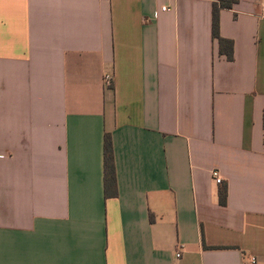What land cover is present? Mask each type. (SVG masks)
<instances>
[{"label":"crops","instance_id":"obj_1","mask_svg":"<svg viewBox=\"0 0 264 264\" xmlns=\"http://www.w3.org/2000/svg\"><path fill=\"white\" fill-rule=\"evenodd\" d=\"M235 1L229 61L218 0H0V264H264V0Z\"/></svg>","mask_w":264,"mask_h":264},{"label":"trees","instance_id":"obj_2","mask_svg":"<svg viewBox=\"0 0 264 264\" xmlns=\"http://www.w3.org/2000/svg\"><path fill=\"white\" fill-rule=\"evenodd\" d=\"M235 3H236L235 0H218V2L214 3L213 5V25H212L213 37L219 42L220 53L226 56V58L229 61H232L234 58L233 42L221 37L220 13L222 9H232ZM104 155H105V184L107 186V184L116 181L114 156H113V149H112V143L110 137L105 138ZM226 198H227V188L224 187L220 192V203L222 205L226 204Z\"/></svg>","mask_w":264,"mask_h":264},{"label":"built area","instance_id":"obj_3","mask_svg":"<svg viewBox=\"0 0 264 264\" xmlns=\"http://www.w3.org/2000/svg\"><path fill=\"white\" fill-rule=\"evenodd\" d=\"M168 10H170V9H167L166 7L162 8V11H168ZM104 82H105V86L107 88L111 87L112 84H113V77L111 75L106 76L105 79H104ZM213 176H214V181H215L216 184L221 185L223 183L222 178L220 176H218L216 173H214ZM176 256H177V258H180L181 254L178 253ZM250 263L251 264H257V259L252 258L250 260Z\"/></svg>","mask_w":264,"mask_h":264}]
</instances>
